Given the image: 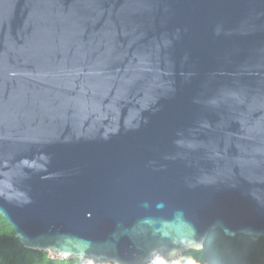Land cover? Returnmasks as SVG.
Returning a JSON list of instances; mask_svg holds the SVG:
<instances>
[{
    "label": "water",
    "instance_id": "water-1",
    "mask_svg": "<svg viewBox=\"0 0 264 264\" xmlns=\"http://www.w3.org/2000/svg\"><path fill=\"white\" fill-rule=\"evenodd\" d=\"M0 215L93 264L264 238V0H0Z\"/></svg>",
    "mask_w": 264,
    "mask_h": 264
},
{
    "label": "trees",
    "instance_id": "trees-1",
    "mask_svg": "<svg viewBox=\"0 0 264 264\" xmlns=\"http://www.w3.org/2000/svg\"><path fill=\"white\" fill-rule=\"evenodd\" d=\"M171 264H264V238L211 230L201 249H189ZM0 264H93L76 258H53L47 251L24 247L13 226L0 215ZM112 264V263H110Z\"/></svg>",
    "mask_w": 264,
    "mask_h": 264
},
{
    "label": "clouds",
    "instance_id": "clouds-1",
    "mask_svg": "<svg viewBox=\"0 0 264 264\" xmlns=\"http://www.w3.org/2000/svg\"><path fill=\"white\" fill-rule=\"evenodd\" d=\"M50 254V253H49ZM51 255V254H50ZM53 255H55L56 257H59V258H62L61 256H59V255H57V254H53ZM169 263H171L170 261H169ZM168 263V264H169Z\"/></svg>",
    "mask_w": 264,
    "mask_h": 264
},
{
    "label": "rangeland",
    "instance_id": "rangeland-1",
    "mask_svg": "<svg viewBox=\"0 0 264 264\" xmlns=\"http://www.w3.org/2000/svg\"><path fill=\"white\" fill-rule=\"evenodd\" d=\"M50 254L52 255V253H50ZM50 254H49V255H50ZM51 255H50V256H51ZM52 256H54V255H52ZM52 256H51V257H52ZM53 258H57V257H56V256H54Z\"/></svg>",
    "mask_w": 264,
    "mask_h": 264
},
{
    "label": "built area",
    "instance_id": "built-area-1",
    "mask_svg": "<svg viewBox=\"0 0 264 264\" xmlns=\"http://www.w3.org/2000/svg\"><path fill=\"white\" fill-rule=\"evenodd\" d=\"M52 255H53V254H52ZM52 255H51V256H52ZM54 256H55V255H54ZM54 256H52V257H54ZM169 264H171V263H169Z\"/></svg>",
    "mask_w": 264,
    "mask_h": 264
}]
</instances>
